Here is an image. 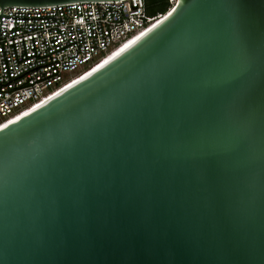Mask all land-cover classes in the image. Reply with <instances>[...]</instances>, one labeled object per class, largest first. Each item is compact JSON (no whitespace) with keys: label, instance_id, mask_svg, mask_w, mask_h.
Segmentation results:
<instances>
[{"label":"water","instance_id":"95a60500","mask_svg":"<svg viewBox=\"0 0 264 264\" xmlns=\"http://www.w3.org/2000/svg\"><path fill=\"white\" fill-rule=\"evenodd\" d=\"M0 264H264V0H176L1 126Z\"/></svg>","mask_w":264,"mask_h":264},{"label":"built area","instance_id":"2783aa9c","mask_svg":"<svg viewBox=\"0 0 264 264\" xmlns=\"http://www.w3.org/2000/svg\"><path fill=\"white\" fill-rule=\"evenodd\" d=\"M1 13L20 17L2 19L7 24L0 38V127L69 86L167 14L149 13L147 0L9 5L0 6Z\"/></svg>","mask_w":264,"mask_h":264},{"label":"trees","instance_id":"16d2710c","mask_svg":"<svg viewBox=\"0 0 264 264\" xmlns=\"http://www.w3.org/2000/svg\"><path fill=\"white\" fill-rule=\"evenodd\" d=\"M147 5L148 12L151 14L156 12L166 14L173 7L169 0H147Z\"/></svg>","mask_w":264,"mask_h":264},{"label":"bare ground","instance_id":"6f19581e","mask_svg":"<svg viewBox=\"0 0 264 264\" xmlns=\"http://www.w3.org/2000/svg\"><path fill=\"white\" fill-rule=\"evenodd\" d=\"M139 37V36H138ZM138 37H136V38H138ZM136 38H134V39H132V40H130V41H128L127 43H125L123 46H121L120 48H118L117 50H115L114 52H112V53H110L109 54V56H107L101 63H103L104 61H106L107 59H109L111 56H113L115 53H117L119 50H121L124 46H126L128 43H130L131 41H133V40H135ZM100 63V64H101ZM99 64V65H100ZM97 67V66H96ZM84 76V75H83ZM79 78H81V77H79ZM79 78H77V79H75L72 83H74L75 81H77ZM71 83V84H72ZM70 84V85H71Z\"/></svg>","mask_w":264,"mask_h":264}]
</instances>
